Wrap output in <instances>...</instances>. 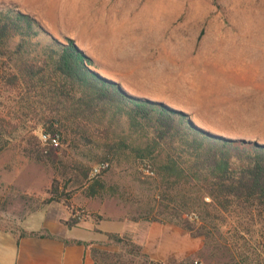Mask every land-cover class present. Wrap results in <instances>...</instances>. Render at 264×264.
<instances>
[{
	"label": "rangeland",
	"instance_id": "obj_1",
	"mask_svg": "<svg viewBox=\"0 0 264 264\" xmlns=\"http://www.w3.org/2000/svg\"><path fill=\"white\" fill-rule=\"evenodd\" d=\"M7 7L34 16L62 41L74 39L92 68L131 93L183 110L212 132L264 143V0H0V8ZM48 39L41 34L33 41ZM18 42L11 40L10 48ZM42 99L35 93L20 101L15 94L0 98L2 114L25 120L0 151L1 226L18 229L39 210L25 221L36 226L41 210L62 211V202H46L57 177L71 191L72 205L92 214L81 228L102 225L125 238L97 233L89 251L99 264H264V219L218 216L209 206L204 231L191 233L154 208L155 176L129 150V157L123 152L107 160L110 167L99 176L103 196L94 197L80 184L76 164L93 167L90 156L101 149L70 147L71 132L58 151L52 148L55 162L25 153L22 146L38 144L33 135L40 139L43 130H32L46 112Z\"/></svg>",
	"mask_w": 264,
	"mask_h": 264
},
{
	"label": "trees",
	"instance_id": "obj_2",
	"mask_svg": "<svg viewBox=\"0 0 264 264\" xmlns=\"http://www.w3.org/2000/svg\"><path fill=\"white\" fill-rule=\"evenodd\" d=\"M41 34L48 35L47 42L33 41ZM15 38L19 42L11 49ZM65 40L51 35L30 14L0 8V98L15 94L20 101L26 93L41 95L40 105L46 112L34 119L33 131L41 125L42 131L59 135L65 143L73 132L70 147L102 150L90 156L96 164L129 150L155 176L157 212L193 234L204 231L209 206L218 216L228 212L264 219V143L212 132L183 110L131 94L92 68L93 60L74 39ZM22 128L23 118H8L0 112V151ZM33 136L43 146L31 141V147L23 145L22 150L55 162L52 147L48 150L40 136ZM76 168L83 177L80 184L87 185V195L103 196L105 183L90 177L92 167L77 163ZM48 192L47 203L62 202L70 211L65 221L68 227L92 215L72 205L71 191L63 189L57 177ZM97 217L102 219V215ZM157 218L154 215L151 220ZM97 230L118 242L125 240L119 233ZM84 243L90 248L92 241Z\"/></svg>",
	"mask_w": 264,
	"mask_h": 264
},
{
	"label": "crops",
	"instance_id": "obj_3",
	"mask_svg": "<svg viewBox=\"0 0 264 264\" xmlns=\"http://www.w3.org/2000/svg\"><path fill=\"white\" fill-rule=\"evenodd\" d=\"M61 206L62 211L58 213H50V209L41 210L44 218L36 226L27 225L25 221L39 210L26 215L18 229L0 225V264H96L84 242L96 239L100 231L85 230L79 225L68 227L65 221L69 219L70 212L64 205ZM74 229L93 233V236H75L72 234ZM99 229L104 232L119 231L104 229L102 225Z\"/></svg>",
	"mask_w": 264,
	"mask_h": 264
},
{
	"label": "built area",
	"instance_id": "obj_4",
	"mask_svg": "<svg viewBox=\"0 0 264 264\" xmlns=\"http://www.w3.org/2000/svg\"><path fill=\"white\" fill-rule=\"evenodd\" d=\"M40 138L45 143L46 145H49L52 148H58L61 146V140L59 135H50L46 131H41L40 133ZM110 167V162L109 161H103L100 163L95 164L92 167L90 177L91 178H98L99 176L102 175L108 168Z\"/></svg>",
	"mask_w": 264,
	"mask_h": 264
},
{
	"label": "bare ground",
	"instance_id": "obj_5",
	"mask_svg": "<svg viewBox=\"0 0 264 264\" xmlns=\"http://www.w3.org/2000/svg\"><path fill=\"white\" fill-rule=\"evenodd\" d=\"M200 123V122H199Z\"/></svg>",
	"mask_w": 264,
	"mask_h": 264
}]
</instances>
